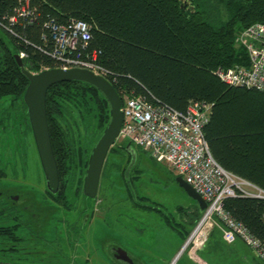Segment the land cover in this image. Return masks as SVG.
I'll return each instance as SVG.
<instances>
[{
    "label": "trees",
    "instance_id": "obj_1",
    "mask_svg": "<svg viewBox=\"0 0 264 264\" xmlns=\"http://www.w3.org/2000/svg\"><path fill=\"white\" fill-rule=\"evenodd\" d=\"M77 21L89 30L77 54L86 61L95 58L121 99L138 96L179 111L191 101L209 104L203 132L212 156L225 170L264 189V94L226 85L215 74L218 67L247 63L236 38L264 21V0H0V101L24 103L29 81L14 54L23 50V64L33 72L58 67L62 60L52 54V26ZM46 116L62 185L57 197L63 198L64 175L82 177L87 166L81 123L94 127L98 137L109 121V105L93 86L63 81L47 89ZM128 144L115 142L108 154L124 157L114 165L127 198L139 206L145 198L133 191L137 175ZM223 206L264 242V199L228 197ZM200 214L193 213V225Z\"/></svg>",
    "mask_w": 264,
    "mask_h": 264
},
{
    "label": "built area",
    "instance_id": "obj_2",
    "mask_svg": "<svg viewBox=\"0 0 264 264\" xmlns=\"http://www.w3.org/2000/svg\"><path fill=\"white\" fill-rule=\"evenodd\" d=\"M51 37L54 41L52 54L62 60L58 67L84 68L107 79L105 70L96 64L95 58L86 61L77 54L78 43L89 39L87 24L77 21L54 25ZM236 42L244 48L247 63L218 67L215 74L226 85L264 94V21L243 29ZM19 56L24 58L26 53L21 50ZM121 101L122 122L117 140L129 141L149 153L156 162L166 163L207 203L180 252L168 264H176L185 250L192 259L203 263L198 253L215 227L219 228L224 242L241 241L264 263V242L223 206L228 197L264 199V189L225 170L212 156L203 132L209 120L210 105L191 101L184 111H179L138 96L124 95Z\"/></svg>",
    "mask_w": 264,
    "mask_h": 264
},
{
    "label": "rangeland",
    "instance_id": "obj_3",
    "mask_svg": "<svg viewBox=\"0 0 264 264\" xmlns=\"http://www.w3.org/2000/svg\"><path fill=\"white\" fill-rule=\"evenodd\" d=\"M45 68L46 67H41L39 71ZM23 104L22 102L20 103L21 106H23ZM24 107L26 109L24 110L26 121L24 125L25 137L24 142H22V144H24V149L21 151V159L15 158L14 154H16V152L9 153V162L12 165L16 164V166H19L20 175L23 176L22 181V176L19 177V183L24 182V184H19L16 189L29 195L32 199L34 198L37 203L44 205L48 204L47 206L51 205L50 207L55 209L56 214L66 213L68 215V211L62 208L65 211V213H63L61 207L55 206L51 201H42L43 198H47L44 176L41 170L25 104ZM18 108L17 106V109ZM18 126L19 125H16L14 127L17 131L16 134L18 133ZM10 127L13 128V125L10 124ZM81 127V139H83V142L80 140L79 143L81 145L83 144V146L85 142L88 144L89 158L91 150L99 137H96L98 131L94 127L86 128L84 122L81 123ZM12 131L9 133H2V135L5 136L0 138V144L3 143L7 145L8 143V146L12 148L15 140V134H12ZM78 137L79 136H77V138ZM119 141L120 140H117L116 142ZM3 147L5 150L7 149L4 145ZM127 147L132 154L131 163L134 167V175H137V179L133 185V191L135 195L145 198L144 200H140L143 201V204H139V206L133 205L127 198L124 184L125 180L119 172V169L114 165L115 163L122 164L124 157L120 154H108L105 161L106 164L104 163L105 165L102 169L97 195V198L102 200L100 202V213L103 217V221L91 225V227H89V229H91L88 233L86 232L83 234L79 245V248L82 250L81 256L85 258L92 254V257H96L99 244L102 245L103 243V245H106L107 243L115 242L119 247L123 249L126 248L132 254L141 256L143 261L153 257L150 264H162L159 263V261L157 262V257L154 255V248L156 246L157 249L163 248L161 246V241H166L173 238L172 236H177L176 228L180 230L189 229L191 231L193 228H191L192 220L195 219L192 215L198 212V204L188 196L186 191L179 185L176 180L178 176L177 173L166 163L156 162L154 164L150 159V154L135 144H131V146L128 145ZM111 165L112 167H110ZM83 177L84 175L81 177L79 172L76 174L64 175L63 179L67 185L65 189L66 197L76 199L82 197V186L77 184L76 180L81 179L83 182ZM16 178L15 180H18V178ZM11 187V189H13V186ZM199 219L200 217L198 220ZM48 238L49 240L52 239L51 237ZM240 244H242V242ZM50 247L51 246H48V249ZM167 247L170 248L171 246ZM70 255L71 252L69 253V256ZM66 256L67 254H51V264H67L65 260V258H67ZM107 259L108 257H106V260ZM193 260L197 261L196 259ZM258 261L261 262V260ZM35 264L41 263L36 262Z\"/></svg>",
    "mask_w": 264,
    "mask_h": 264
},
{
    "label": "flooded vegetation",
    "instance_id": "obj_4",
    "mask_svg": "<svg viewBox=\"0 0 264 264\" xmlns=\"http://www.w3.org/2000/svg\"><path fill=\"white\" fill-rule=\"evenodd\" d=\"M20 103L0 101V138L5 136L2 133H9L12 130H14L12 134L16 135H14L15 140L12 148L8 146V143L7 145L0 144V233L4 238L3 246L0 247V264H35L36 262L51 264L50 255L53 253L67 254V258H65L67 264H138L135 257L134 259L129 257V253L115 242L106 245L99 244L96 257H92V254L85 258L81 256L82 250L79 245L83 234L88 233L91 225L103 221L100 213L102 200H99L97 196L88 198L83 195L81 190L82 197L78 199L66 196L58 198L62 188L60 178L59 187L55 193L47 188L44 179L47 198H43L42 201L49 200L55 206L61 207L69 213L67 215L62 209L65 214L58 215L55 213V209L50 207L51 205L37 203L34 198L32 199L29 195L16 189L19 184H24V182L19 183V177L22 176L20 168L9 162V153L16 152L15 158L21 159V151L24 149L22 142L25 137L24 110L26 109L25 103L23 106ZM10 124L13 125V128L19 125L17 134L15 128L10 127ZM3 145L8 150H5ZM16 177L18 180H15ZM22 179L23 176L21 181ZM81 186L83 187V182ZM48 237L52 239L49 240ZM48 246L51 247L48 249ZM106 257H108L107 260Z\"/></svg>",
    "mask_w": 264,
    "mask_h": 264
},
{
    "label": "water",
    "instance_id": "obj_5",
    "mask_svg": "<svg viewBox=\"0 0 264 264\" xmlns=\"http://www.w3.org/2000/svg\"><path fill=\"white\" fill-rule=\"evenodd\" d=\"M14 58L21 72L29 81L23 94V102L27 108L28 119L44 179L47 188L53 193L59 187V175L46 116L47 89L58 82L79 81L93 86L106 99L110 112L109 121L91 150L82 187L84 196L95 198L106 157L110 148L114 145L121 127L120 95L107 79L96 75L91 70L78 67L69 69L53 67L32 73L24 66L18 53L14 54ZM150 159L154 164L156 163L151 156ZM176 180L188 196L197 202L198 208L202 211L207 205L203 198L180 176H177Z\"/></svg>",
    "mask_w": 264,
    "mask_h": 264
},
{
    "label": "crops",
    "instance_id": "obj_6",
    "mask_svg": "<svg viewBox=\"0 0 264 264\" xmlns=\"http://www.w3.org/2000/svg\"><path fill=\"white\" fill-rule=\"evenodd\" d=\"M199 209V208H198ZM199 212L202 211L199 209ZM201 215V214H200ZM191 222V221H190ZM193 223V221H192ZM193 224H191V228ZM175 228V227H173ZM190 228V229H191ZM189 229H177V236H172L173 238L161 241V246L163 248L157 249L154 248L155 256L157 257V262L162 264H168L172 261L180 252L186 237H183V233H185ZM158 238V237H157ZM156 238V240H157ZM241 243V241H240ZM239 241H235L233 243H226L223 241L220 232L211 233L209 240L206 245L199 251V256L202 259L203 263H199L193 260L187 253V251H183V253L178 257L177 263L179 264H262L252 251L246 247L243 243L240 244ZM167 246H171L168 248ZM123 249V248H122ZM129 254V257H134L137 259L138 264H150L152 258H148L145 261L142 260L141 256L134 255L129 252L128 249L124 248ZM264 264V263H263Z\"/></svg>",
    "mask_w": 264,
    "mask_h": 264
}]
</instances>
